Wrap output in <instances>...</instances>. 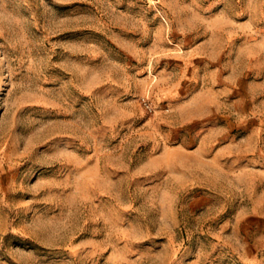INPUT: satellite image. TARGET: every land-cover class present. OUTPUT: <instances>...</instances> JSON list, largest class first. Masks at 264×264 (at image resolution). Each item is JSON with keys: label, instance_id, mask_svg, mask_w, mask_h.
Listing matches in <instances>:
<instances>
[{"label": "rangeland", "instance_id": "rangeland-1", "mask_svg": "<svg viewBox=\"0 0 264 264\" xmlns=\"http://www.w3.org/2000/svg\"><path fill=\"white\" fill-rule=\"evenodd\" d=\"M0 30V264H264V0H0Z\"/></svg>", "mask_w": 264, "mask_h": 264}, {"label": "bare ground", "instance_id": "bare-ground-1", "mask_svg": "<svg viewBox=\"0 0 264 264\" xmlns=\"http://www.w3.org/2000/svg\"><path fill=\"white\" fill-rule=\"evenodd\" d=\"M3 9H4V8H3ZM5 10H6V9H5ZM2 11H3V10H2ZM2 13H3V12H2ZM7 13H8V11H7ZM6 15H7V14H6ZM5 19H6V18H5ZM11 20H13V19H11ZM6 22H7V21H6ZM1 23H2V22H1ZM13 23H14V21H13ZM8 24H9V23H8ZM14 24H15V23H14ZM12 25H13V24H12ZM20 25H21V23H20ZM9 26H10V25H9ZM15 26H16V25H15ZM11 27H12V26H10V28H11ZM19 27H20V26H19ZM19 27H18V28H19ZM8 28H9V27H8ZM14 29L16 30L15 27H14ZM14 29H13V30H14ZM19 30H20V29H19ZM21 30H22V29H21ZM0 32H1V30H0ZM12 32H13V31H12ZM16 32H17V31H16ZM16 32H15V33H16ZM3 33H4V32H2L1 34H3ZM10 33H11V32H10ZM13 34H14V33H13ZM8 37H9V36H8ZM9 38H10V37H9ZM10 41H11V40H10ZM8 48H9V47H8Z\"/></svg>", "mask_w": 264, "mask_h": 264}]
</instances>
